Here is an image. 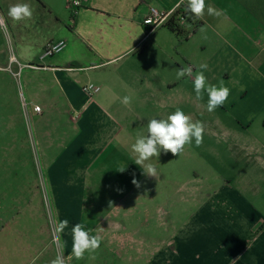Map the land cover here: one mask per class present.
<instances>
[{
    "label": "crops",
    "instance_id": "crops-1",
    "mask_svg": "<svg viewBox=\"0 0 264 264\" xmlns=\"http://www.w3.org/2000/svg\"><path fill=\"white\" fill-rule=\"evenodd\" d=\"M67 1L0 0L6 25L0 19V73L9 74L15 92L21 94L20 87L27 91L30 104L24 100L39 123L53 119L55 126L67 127L58 128L55 145L47 146L59 151L60 161L48 168L55 184L57 176L62 179L57 164L106 151L120 140L122 128L113 109L121 102L120 87H131L123 78L136 82L143 76L140 67L158 43L169 52L163 37L149 42L162 30L176 36L167 27L147 35L144 19L150 8L166 12L187 8V0H81L73 20ZM25 3L32 17L12 20L9 8ZM205 3L222 14L211 16L205 10L203 18H197L202 26L183 40L186 61L193 68L189 84L193 85L199 66L207 64V83L219 86L223 81L230 89L226 102L216 109L221 114L215 122L236 143L235 157L247 164L229 183L220 182L218 188L224 192L218 197L208 195L211 186L190 188L194 199L183 197L178 204L185 215L180 231L169 232L167 238L173 234L164 244L133 252L149 256L128 257L120 264H264V214L258 210L262 199L257 200L264 197V0ZM62 40L67 42L64 52L43 58L47 46ZM94 71L102 74L103 88L94 83L101 91L89 97L82 88L93 83ZM175 83L170 82V87L175 88ZM35 105L42 107L41 113L34 111ZM47 134L42 130V135ZM45 253L44 258L56 257L53 247Z\"/></svg>",
    "mask_w": 264,
    "mask_h": 264
},
{
    "label": "rangeland",
    "instance_id": "rangeland-1",
    "mask_svg": "<svg viewBox=\"0 0 264 264\" xmlns=\"http://www.w3.org/2000/svg\"><path fill=\"white\" fill-rule=\"evenodd\" d=\"M154 37H163L169 52L158 43L140 67L143 76L136 77V82L126 75L123 78L132 88L120 87L119 97L131 96L132 102L127 107L115 103L113 114L122 128L115 149L57 164L62 179L57 176L56 184L48 168L58 162L59 151H49L47 146L55 145L58 128L67 127L55 126L53 119L39 123L30 108L27 117V91L19 86L21 94L15 92L9 74L0 73V251L4 252L0 264H50L54 258L44 257L45 249L51 247L55 256L63 252L66 264H120L128 257L146 256L133 252L164 244L173 234L167 238L169 232L180 231L185 215L178 204L184 198L194 199L190 188L211 186L214 189L208 188V195L218 197L224 192L218 188L220 182L229 183L245 169L247 161L235 157L236 143L216 125L220 111H207L208 94L197 100L190 77L177 79V71L189 66L183 40L166 30L151 36L149 42ZM94 73L91 82L102 86V74ZM177 108L193 122H203V143L197 147L193 139L176 156L161 151L159 157L137 165L132 150L136 138L147 135L149 120L166 119ZM42 130L48 134L42 135ZM149 163L156 167L157 178L144 174L143 167ZM82 170L87 173H79ZM133 177L139 187L132 184ZM259 199L258 210L264 214V197ZM64 219L69 226L58 232V223ZM76 223L101 237L99 249L86 252L80 260L71 255V227Z\"/></svg>",
    "mask_w": 264,
    "mask_h": 264
},
{
    "label": "clouds",
    "instance_id": "clouds-1",
    "mask_svg": "<svg viewBox=\"0 0 264 264\" xmlns=\"http://www.w3.org/2000/svg\"><path fill=\"white\" fill-rule=\"evenodd\" d=\"M184 3L185 0H180ZM187 11L192 13L196 18H203L205 10L208 15L220 16L221 10L211 5H206L205 0H187ZM8 16L14 21L30 19L32 10L28 4H16L9 8ZM59 50V46L57 47ZM199 71L194 77L193 85L196 99L201 100L203 93L207 92L208 102L207 111L213 112L222 106L230 95V89L224 86L223 81L219 86L207 83L204 72L208 69L207 64H201ZM193 68L191 66L181 68L177 71V79L184 77H192ZM132 102L131 96H124L121 103L124 106H130ZM204 124L201 121L193 122L191 116L186 115L183 110L177 108L173 113L169 114L166 119H151L147 123V135L138 136L132 145V150L137 154L135 163L144 165L145 161L152 157H159L161 151L164 153L171 152L174 156L178 155L186 144H191L195 140V145L199 147L203 143ZM124 168L119 171L123 172ZM145 175L157 178V169L152 164L143 167ZM132 184L139 187V182L133 177ZM69 226L67 219L58 223L57 231L63 232ZM72 249L71 255L77 259H83L86 252H95L101 245V237L99 235H91L82 223H76L71 227ZM50 264H66L63 252L56 255Z\"/></svg>",
    "mask_w": 264,
    "mask_h": 264
},
{
    "label": "built area",
    "instance_id": "built-area-1",
    "mask_svg": "<svg viewBox=\"0 0 264 264\" xmlns=\"http://www.w3.org/2000/svg\"><path fill=\"white\" fill-rule=\"evenodd\" d=\"M82 7V1L81 0H68L67 1V8L71 12L73 17H76L79 14L80 8ZM179 10V9H178ZM173 11V12H166L162 11L156 7H151L149 10V13L146 15L144 19V25L149 29L147 32V35L152 34L155 32L157 29L164 27L168 24L169 20L171 17L178 11ZM0 19L2 22L3 27L5 28L6 25L2 19V11L0 8ZM182 23L186 22L185 18H182L181 20ZM59 46V50H57V47ZM67 48V42L65 40L50 44L49 46L46 47L43 53V58H50L54 57L56 55L61 54L64 52V50ZM33 69H38L39 67L36 65H31ZM19 75V74H18ZM83 92L87 94L89 97H93L94 95L100 93L101 87L94 84V83H88L83 86L82 88ZM24 108H25V113L26 116L28 117L29 114L28 112V104L24 102ZM34 111L37 113L42 112V107L39 105L34 106Z\"/></svg>",
    "mask_w": 264,
    "mask_h": 264
},
{
    "label": "trees",
    "instance_id": "trees-1",
    "mask_svg": "<svg viewBox=\"0 0 264 264\" xmlns=\"http://www.w3.org/2000/svg\"><path fill=\"white\" fill-rule=\"evenodd\" d=\"M182 18L186 19L185 23L181 22ZM201 26L202 22L182 7L171 17L168 24L164 27L170 29L178 38H180V40H187L195 34Z\"/></svg>",
    "mask_w": 264,
    "mask_h": 264
}]
</instances>
